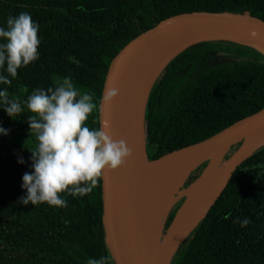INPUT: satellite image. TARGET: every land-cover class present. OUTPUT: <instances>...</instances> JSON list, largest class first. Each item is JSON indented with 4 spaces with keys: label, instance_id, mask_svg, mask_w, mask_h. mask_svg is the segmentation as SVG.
<instances>
[{
    "label": "trees",
    "instance_id": "trees-1",
    "mask_svg": "<svg viewBox=\"0 0 264 264\" xmlns=\"http://www.w3.org/2000/svg\"><path fill=\"white\" fill-rule=\"evenodd\" d=\"M192 10H232L264 19V0H0V27L6 28L10 15L28 12L41 40L39 58L19 68L16 78L9 77L11 85L0 84V90L26 100L33 89L46 90L55 87L57 78L71 77L99 104L117 51L160 19ZM70 56L79 63L70 62ZM22 106L25 111L15 117L0 107V127L8 130L0 133V264H86L90 257H107L106 264H113L102 222L100 179L83 197L62 194L67 207L20 201L27 191L22 176L33 171L30 150L37 145L28 123L32 113ZM263 106L262 49L232 40L192 44L168 62L150 90L147 157L205 139ZM90 116L86 124L98 129V110ZM181 201L174 203L164 228ZM245 217L247 226L234 223ZM171 264H264V145L235 168Z\"/></svg>",
    "mask_w": 264,
    "mask_h": 264
},
{
    "label": "water",
    "instance_id": "water-1",
    "mask_svg": "<svg viewBox=\"0 0 264 264\" xmlns=\"http://www.w3.org/2000/svg\"><path fill=\"white\" fill-rule=\"evenodd\" d=\"M207 40H232L264 51V19L232 10L176 13L129 39L108 64L99 104L111 88L118 89L119 94L98 110V128L106 124L105 130L114 140L123 139L132 149L123 166L106 169L100 178L102 222L113 264H171L178 246L205 216L235 168L264 145L262 142L237 156L243 139L264 127L263 106L205 139L148 159L145 108L152 85L171 59L192 44ZM221 143L230 145L221 158L227 162L224 180L185 231L177 233L173 227L182 201L164 230L170 213L164 214V209L172 200L160 205L158 195L167 171L177 160Z\"/></svg>",
    "mask_w": 264,
    "mask_h": 264
},
{
    "label": "clouds",
    "instance_id": "clouds-1",
    "mask_svg": "<svg viewBox=\"0 0 264 264\" xmlns=\"http://www.w3.org/2000/svg\"><path fill=\"white\" fill-rule=\"evenodd\" d=\"M39 25L28 12L9 16L6 28L0 27V84L11 85L18 69L39 58ZM69 61L79 63L74 57ZM6 64V68H5ZM6 71L7 75L3 73ZM55 87L46 90L36 88L26 100L10 95L7 89L0 90V107L10 117L24 112L26 105L29 129L37 145L31 151V173L22 176V188L26 195L20 198L23 204L67 207L64 195L83 197L98 185L106 169L123 166L132 155V149L123 139L114 140L105 130L90 128L86 121L90 114L100 110L102 104L110 102L119 94L111 88L106 91L100 104L94 102L95 94L82 92L71 77L57 78ZM27 91V89H25ZM0 133L8 130L0 127ZM22 159L18 163H23ZM239 222L245 227L250 220L245 217ZM107 257L88 258L86 264H106Z\"/></svg>",
    "mask_w": 264,
    "mask_h": 264
},
{
    "label": "bare ground",
    "instance_id": "bare-ground-1",
    "mask_svg": "<svg viewBox=\"0 0 264 264\" xmlns=\"http://www.w3.org/2000/svg\"><path fill=\"white\" fill-rule=\"evenodd\" d=\"M262 142H264V127L243 139V147L237 156L246 154ZM229 146V143H221L205 151L181 158L167 171L159 189L158 199L160 205L165 206L171 202L175 191H178V197H182V205L176 213L173 226L177 233L185 231L194 222L224 180L227 162H222L221 158ZM201 165L203 167L199 174L192 178L189 185L183 186L184 179Z\"/></svg>",
    "mask_w": 264,
    "mask_h": 264
},
{
    "label": "rangeland",
    "instance_id": "rangeland-1",
    "mask_svg": "<svg viewBox=\"0 0 264 264\" xmlns=\"http://www.w3.org/2000/svg\"><path fill=\"white\" fill-rule=\"evenodd\" d=\"M91 116H92V114H91ZM90 116V117H91ZM233 151V150H232ZM232 151H229L226 155H225V157L224 158H227L230 154H231V152ZM195 172V170H193L192 172H191V174L193 175V173ZM183 186H185V185H183ZM177 193H178V191L177 192H174L173 193V195H172V197H171V200H172V202H171V205L169 206V207H167V208H165L164 209V214L167 212V214L171 211V206L172 205H174V203L176 202V201H178V200H182V197L180 198V197H178L177 196ZM165 216V215H164ZM167 216V215H166ZM164 230H165V228H164ZM163 230V231H164ZM174 256V255H173Z\"/></svg>",
    "mask_w": 264,
    "mask_h": 264
}]
</instances>
